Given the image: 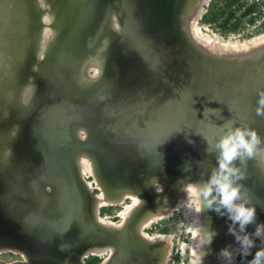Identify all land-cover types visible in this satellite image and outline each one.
<instances>
[{
    "label": "water",
    "instance_id": "obj_1",
    "mask_svg": "<svg viewBox=\"0 0 264 264\" xmlns=\"http://www.w3.org/2000/svg\"><path fill=\"white\" fill-rule=\"evenodd\" d=\"M204 4L0 0V247L27 264H87L107 246L108 264H165L169 249L140 223L178 182L209 179L218 153L208 142L227 121L264 136V44L209 50L191 26ZM83 155L107 200L139 196L121 228L98 220ZM238 183L264 222V160H248ZM215 207L203 209V229L217 235L201 264H213L231 225Z\"/></svg>",
    "mask_w": 264,
    "mask_h": 264
},
{
    "label": "clouds",
    "instance_id": "obj_2",
    "mask_svg": "<svg viewBox=\"0 0 264 264\" xmlns=\"http://www.w3.org/2000/svg\"><path fill=\"white\" fill-rule=\"evenodd\" d=\"M257 108L258 115H264V97L259 101ZM209 153L217 152L218 166L213 169L209 179L204 183L188 185L187 192L191 197L196 192L197 213L203 211L205 206L215 211L227 213L231 221L229 233L235 237L238 250L227 246L220 250L218 259H223L228 264H233L236 255L248 256L251 250L256 247V241L264 244V222L257 223V209L249 202L244 186L238 181L246 179L247 161L253 158L264 160V136L255 129L243 125L235 126L234 122L227 121L221 133L214 142H208ZM236 161L241 166H237ZM243 189V191H242ZM157 191H163L162 186ZM191 203V200L189 201ZM224 209V212H221ZM255 224V231L248 232V226ZM238 226V227H237ZM217 235L215 230L207 228L201 238L202 246H206L208 254L211 243ZM249 264H264V247L258 248Z\"/></svg>",
    "mask_w": 264,
    "mask_h": 264
},
{
    "label": "bare ground",
    "instance_id": "obj_3",
    "mask_svg": "<svg viewBox=\"0 0 264 264\" xmlns=\"http://www.w3.org/2000/svg\"><path fill=\"white\" fill-rule=\"evenodd\" d=\"M209 2H210V0H205V4H204L205 8L208 6ZM202 11H203V9H202ZM202 11L200 9L198 14L195 16V18L193 20L196 19L198 21L200 19V17H198V16ZM191 26H192V30H193L192 32L194 33V36L196 37L198 42L201 43L203 46H205L204 44H206L208 47L207 46H205V47L208 49L211 48L213 50V52H218V53H222V52H247L249 50H252V49L257 48L258 46H261L264 44V34H261V35L257 36L256 38L251 39V40L246 41V42H238V41L232 42L229 40L223 41L221 39L218 40V39H214V38L211 39L210 37H207L208 35L204 34V32L202 31L201 28L195 27L193 25V21L191 22ZM195 29H196V31H195ZM45 32L47 34L48 29ZM211 49H209V50H211ZM89 73H90V70H89ZM79 168L81 171V176H83V178L87 181L88 186L91 188V186H93V182L87 180V174H91L94 178H96V176L94 175L93 165H92L91 161L84 155L79 157ZM188 185H195V184L193 182H187V181L186 182L185 181L178 182L176 189H175L176 191H174V193L171 196L169 195L168 199H163L161 201L160 205L158 204L157 209H159V210H157V211L160 214H168V213H170L172 208L186 209V206L189 207V209L186 210L187 215H189V217L192 220L191 223H189V225H188L189 231H191V233H192L191 244L189 246V248H190V263L189 264H201V261L203 260V256H204V252H205V246H202V244H201V238H202L204 231H205L203 229V227H204L203 226V223H204L203 222V216H202L203 211H201L199 213H197L195 211L196 198H197L196 192L193 191L191 197H189L188 192L186 190ZM160 186H162V185L158 184L157 188H159ZM162 188L164 191L165 190L164 186H162ZM163 191H157V192H163ZM131 195L135 196V194H133V193L127 194L123 198H120L114 202H119L128 196L130 197ZM104 196H103V193H101L97 197L100 199H104L106 197V196L105 197ZM190 199H191V203L189 202ZM138 201H140L139 196H137V197L135 196V201H133L132 205L127 206L126 210L122 214V216L124 217V220H126V218L131 214L132 206L134 204H137ZM98 205H103V204H102V202H99ZM98 205L96 207V210H98ZM97 217H98V220L102 224H104L106 226H115L112 224V222L110 220L100 216V214H98ZM255 227H256V225L248 226L247 231L250 233L254 232ZM224 229H225V227L222 229V231ZM226 229H227V231H226L225 237L220 239L222 243H220L219 246L217 247L218 253L220 252L221 249H223L227 246H232L234 249L238 250V245L235 241V237L229 233V231H228L229 227L228 226ZM158 239L160 241L164 242V244L168 243L167 236H161V237H158ZM220 240H218L217 242L219 243ZM213 255H214L213 257L216 258L213 261V264H228L227 261H225L223 259H218L216 254H213ZM237 256L238 255L235 256L233 264L236 262ZM252 258L249 259V261H251ZM249 261H248V264H249ZM69 264H74L72 259L69 260Z\"/></svg>",
    "mask_w": 264,
    "mask_h": 264
},
{
    "label": "rangeland",
    "instance_id": "obj_4",
    "mask_svg": "<svg viewBox=\"0 0 264 264\" xmlns=\"http://www.w3.org/2000/svg\"><path fill=\"white\" fill-rule=\"evenodd\" d=\"M246 23L248 22L245 21V23H243L242 26H240V29L236 32H228L226 34L217 29L215 26L203 23L201 21V18L198 21L196 19L193 20V25L195 27L201 28L204 34L208 35L207 37H210L211 39L214 38L218 40L221 39L223 41L229 40L232 42H246L256 38L261 34H264V31H258V28H260L261 26L259 22L255 24ZM204 45L207 46L206 44ZM211 51L213 50L211 49ZM90 74H96V69H91ZM87 180L93 182V186H91V189H93L97 196L100 195L102 192L101 190H99L100 186L97 183L96 178H94L91 174H87ZM133 201H135V196H133L132 198L126 197L119 202L109 201L106 199V197L104 199L99 198L97 201V205L99 204V202H102L103 204L98 205L99 214L100 216L110 220L112 224L113 222H116L118 220L122 222L124 220V217L122 216L123 212L126 210L128 205H131L133 203ZM172 209L174 210L175 208ZM187 209H189L188 206H186V209L177 208V211H173V214L169 215L167 218L165 217L164 219L160 220L159 224H156L159 228L158 230H156L157 232L167 234L169 254L166 264L190 263L189 246L191 244L192 233L191 231H189L188 225L192 220L189 215H187ZM160 224H162V226ZM161 228H165V230L162 231L160 230ZM261 247H264V244H262L260 240H257L256 247L251 250V254L244 257L239 256L234 264H248L249 259H251L256 253L257 249ZM26 259L27 258L24 257L21 253L14 254L13 252H8L6 254V260L8 264H20V260H22L23 263L27 264L28 261Z\"/></svg>",
    "mask_w": 264,
    "mask_h": 264
},
{
    "label": "trees",
    "instance_id": "obj_5",
    "mask_svg": "<svg viewBox=\"0 0 264 264\" xmlns=\"http://www.w3.org/2000/svg\"><path fill=\"white\" fill-rule=\"evenodd\" d=\"M201 21L226 34L239 30L245 21L250 24L259 22L258 31H264V0H210ZM97 261L94 258L88 264Z\"/></svg>",
    "mask_w": 264,
    "mask_h": 264
},
{
    "label": "flooded vegetation",
    "instance_id": "obj_6",
    "mask_svg": "<svg viewBox=\"0 0 264 264\" xmlns=\"http://www.w3.org/2000/svg\"><path fill=\"white\" fill-rule=\"evenodd\" d=\"M137 197V195H135ZM129 197V196H128ZM131 198L133 197L132 195L130 196ZM140 201H138L139 203ZM137 203V204H138ZM137 204H134L132 206V211L134 210V208L137 206ZM132 205V204H131ZM136 205V206H135ZM131 211V212H132ZM173 211H177V208H175L174 210L171 209L170 213L168 214H160L159 212H155L153 213L152 215H150L149 217H147L145 220H143V222L140 223V226H139V230L141 232V234H143V236L149 240H156V241H160L158 239V237H161V236H167L166 233H162V232H157L156 230H158L159 228L157 227L156 224H159V221L164 219L165 217L167 218L169 215L173 214L174 212ZM173 212V213H172ZM152 219V220H151ZM151 220V221H150ZM150 221V222H149ZM124 222L125 220H123L122 222L120 220L116 221V222H113V224L115 226H112V227H115V228H121L123 225H124ZM121 224V225H120ZM162 226V224H160ZM160 230H165V228H161ZM154 240V241H155ZM162 242V241H160ZM164 243V242H162ZM167 246V249H169V245L166 243L165 244ZM8 252H13L14 254H19L21 252L19 251H16V250H12V249H8L6 247H0V264H8L7 263V260H6V254ZM115 248H113L112 246H107L105 248H103L100 252H97V253H91L87 258H85V261L86 263L88 264V261H91L93 260L94 258H97V263L96 264H108L111 260V258L113 256H115L114 254L115 253ZM22 254V253H21ZM168 254H169V250H168V253H167V256L166 258H168ZM24 256V254H22ZM25 257V256H24ZM239 257V255L237 256V258ZM27 260V259H26ZM169 260V259H168ZM28 261V260H27ZM16 263H19V262H16ZM167 263V259H166V262L165 264ZM20 264H26V263H23L22 260H20Z\"/></svg>",
    "mask_w": 264,
    "mask_h": 264
}]
</instances>
